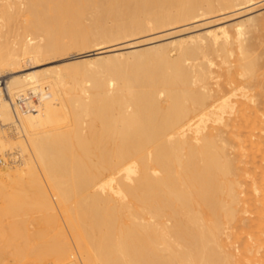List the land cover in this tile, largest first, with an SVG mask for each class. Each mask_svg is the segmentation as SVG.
Wrapping results in <instances>:
<instances>
[{
  "label": "bare ground",
  "instance_id": "obj_1",
  "mask_svg": "<svg viewBox=\"0 0 264 264\" xmlns=\"http://www.w3.org/2000/svg\"><path fill=\"white\" fill-rule=\"evenodd\" d=\"M257 3L0 0V264H264Z\"/></svg>",
  "mask_w": 264,
  "mask_h": 264
},
{
  "label": "rangeland",
  "instance_id": "obj_2",
  "mask_svg": "<svg viewBox=\"0 0 264 264\" xmlns=\"http://www.w3.org/2000/svg\"><path fill=\"white\" fill-rule=\"evenodd\" d=\"M256 6V10H254V7ZM254 7H253V5L250 7V10H253V11H251L250 12V10H248V12H245L244 13V15L247 17V16H249V14L250 15H254V14H257V13H259V12H263L264 11V5L262 6V5H258V3L256 4V5H254ZM253 8V9H252ZM259 8V9H258ZM239 16V17H235V18H232V19H227L226 21H224V22H227V23H232V22H234V21H236V20H238V19H240V18H243V17H245V16ZM204 22V21H203ZM203 22H202V20L200 21H194V20H192V21H189L188 23H186V24H178V25H175V26H173V28L174 29H172L171 27H168V28H166L165 29V31H166V33H165V31L163 30V31H161V33H159V31H153L151 34H149V35H147V36H144V37H154V36H158V37H160V35H161V37H160V39H158V37H156V39L155 40H159L158 42H165V41H168L169 39H172V37L173 38H176V37H178L179 38V36H181V37H184L185 35L187 36V35H191V34H193V33H197V32H200V31H202V30H204V29H206V28H208V27H211V25L212 26H214V25H216L215 23H211V24H203ZM190 23V24H189ZM192 23V24H191ZM198 23V24H197ZM214 24V25H213ZM188 25H191V26H188ZM199 25V26H198ZM205 25V26H204ZM194 26V27H193ZM196 26V27H195ZM182 27V28H181ZM168 29V30H167ZM173 30H174V33H173ZM185 32H184V31ZM171 31V32H170ZM163 32H164V36H163ZM168 32H170V33H168ZM179 32V33H178ZM172 33V34H171ZM171 34V36H169V35ZM174 34V35H173ZM153 35V36H152ZM167 35V36H166ZM252 35V34H251ZM251 35H249V37H252ZM163 36V37H162ZM255 36V37H254ZM253 36V38H251V40H250V42H252V44L254 45V50H256L255 52L256 53H261L263 50H264V27H262V28H260V30H258V32H256V34ZM144 37H142V38H144ZM162 38V39H161ZM13 39V38H12ZM11 39V40H12ZM260 47V48H259ZM91 49V48H90ZM78 52H81V50H78V49H73V51L71 50L70 52H69V55L71 54H76V53H78ZM68 55V56H69ZM70 55V56H71ZM64 57V56H63ZM62 56L60 57V56H56V57H48V58H46V59H43V60H41V61H39L38 63H36L34 66L33 65H31V66H28V65H26V68L28 69V70H31V69H42V68H46V67H50V66H57V65H59V64H63L64 62H63V60H65L64 58H63ZM233 59H234V57H232ZM220 61V57H216L215 58V63L213 64V67L214 68H217V66H216V63H218ZM85 65V64H84ZM82 66H83V64H82ZM81 66V67H82ZM264 69H260L258 72H257V74H261V72L263 71ZM8 76H10V74H7V75H5V76H1L0 77V81H2L3 82V85L2 86H5V81H6V78L8 79ZM36 100V102H38V100L37 99H35ZM8 159V158H7ZM10 160H11V157H10ZM8 162H9V160H8ZM6 264H9V263H6Z\"/></svg>",
  "mask_w": 264,
  "mask_h": 264
}]
</instances>
